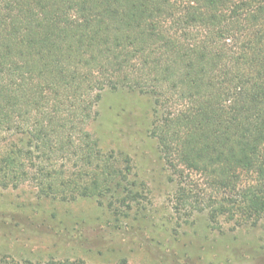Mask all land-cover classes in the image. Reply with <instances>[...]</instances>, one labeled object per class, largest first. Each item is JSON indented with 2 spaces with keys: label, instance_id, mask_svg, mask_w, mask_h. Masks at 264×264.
I'll return each mask as SVG.
<instances>
[{
  "label": "trees",
  "instance_id": "trees-1",
  "mask_svg": "<svg viewBox=\"0 0 264 264\" xmlns=\"http://www.w3.org/2000/svg\"><path fill=\"white\" fill-rule=\"evenodd\" d=\"M125 89L156 98L150 132L183 209L264 224V0H0V188L129 207L130 169L89 131Z\"/></svg>",
  "mask_w": 264,
  "mask_h": 264
},
{
  "label": "rangeland",
  "instance_id": "rangeland-1",
  "mask_svg": "<svg viewBox=\"0 0 264 264\" xmlns=\"http://www.w3.org/2000/svg\"><path fill=\"white\" fill-rule=\"evenodd\" d=\"M155 101L149 91H108L89 127L103 152L130 169L128 187L138 193L136 200L128 207L119 196L46 198L33 182L0 188V260L264 264L263 223L253 225L229 213L212 220L205 207L210 201L182 208L181 180L166 167L150 132ZM19 140L7 137L2 144ZM185 184L203 187L199 176Z\"/></svg>",
  "mask_w": 264,
  "mask_h": 264
}]
</instances>
